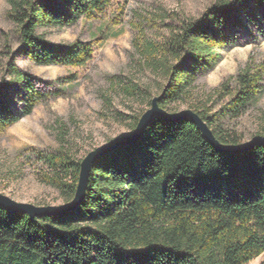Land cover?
<instances>
[{
    "label": "trees",
    "instance_id": "trees-1",
    "mask_svg": "<svg viewBox=\"0 0 264 264\" xmlns=\"http://www.w3.org/2000/svg\"><path fill=\"white\" fill-rule=\"evenodd\" d=\"M114 1L9 0L16 54L39 65H85L92 43H53L37 29L99 17ZM165 17L169 22L159 40L141 35L137 52L165 80L158 104L167 111L188 94L198 74L219 62L224 48L245 37L264 40V0H212L198 17ZM8 72L9 80L0 83V133L60 91L42 86L14 63ZM235 80L233 89L222 84L227 100L218 110L192 109L215 139L230 145L240 141L224 134L217 122L238 117L257 97L264 64L248 62ZM126 91L136 95L139 89L134 85ZM11 94L21 103L18 111ZM46 161L53 170L46 180L70 200L80 160L59 153ZM263 251L264 144L238 152L216 150L188 117L155 116L139 139L99 157L85 197L73 210L30 219L0 207V264H246Z\"/></svg>",
    "mask_w": 264,
    "mask_h": 264
},
{
    "label": "rangeland",
    "instance_id": "rangeland-1",
    "mask_svg": "<svg viewBox=\"0 0 264 264\" xmlns=\"http://www.w3.org/2000/svg\"><path fill=\"white\" fill-rule=\"evenodd\" d=\"M211 3L212 0H115L99 17H80L73 24L38 28L53 43L76 39L92 43V58L83 66L72 67L39 65L17 55L16 27L7 16L9 0H0V83L9 80L8 64L14 63L42 86L60 89L0 133V193L37 206L66 202L61 190L46 180L53 175L46 157L65 153L81 161L94 148L129 134L134 118L150 107L148 100L159 95L165 84L138 54L139 37L159 40L169 22L165 14L178 20L194 18ZM155 19L157 23L152 21ZM248 62L264 64V40L245 37L224 48L219 62L198 74L188 94L169 105V111L201 108L215 112L227 100L228 90L222 84L233 89L236 75ZM70 75L74 79L66 82ZM262 84L260 93L238 117L217 122L224 134L236 137L240 144L260 134L264 127V81ZM134 85L139 89L136 95L127 93L126 88ZM11 106L16 111L20 109L16 96H12ZM262 262L264 251L246 264Z\"/></svg>",
    "mask_w": 264,
    "mask_h": 264
},
{
    "label": "water",
    "instance_id": "water-1",
    "mask_svg": "<svg viewBox=\"0 0 264 264\" xmlns=\"http://www.w3.org/2000/svg\"><path fill=\"white\" fill-rule=\"evenodd\" d=\"M164 89L157 96L152 97L150 107L146 109L139 117L133 130L126 135L113 138L106 144L100 145L89 151L80 161L79 176L76 185V190L73 197L59 205L37 206L31 203L17 202L7 195L0 193V207L12 213H23L33 219L35 216L41 215H60L67 211L76 208L84 199L88 176L92 164L104 154L115 149L119 145L132 143L139 139L155 116H159L165 120H179L185 117L190 118L196 126L202 131L205 139L212 143L216 150L224 152H238L244 149H249L255 144H264V136L261 134L254 135L249 141L238 145L223 144L213 136L211 130L201 120L196 112L192 109H184L179 112H169L160 107L158 102L162 98Z\"/></svg>",
    "mask_w": 264,
    "mask_h": 264
}]
</instances>
